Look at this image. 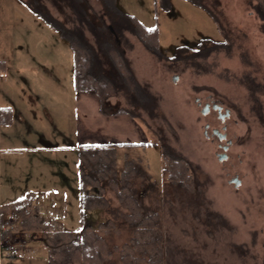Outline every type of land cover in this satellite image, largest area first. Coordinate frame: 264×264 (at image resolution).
<instances>
[{
  "label": "rangeland",
  "instance_id": "1",
  "mask_svg": "<svg viewBox=\"0 0 264 264\" xmlns=\"http://www.w3.org/2000/svg\"><path fill=\"white\" fill-rule=\"evenodd\" d=\"M73 1L76 8L64 0L39 3L49 5L64 25L78 30L95 47L105 37L124 43L132 50L135 76L153 98L151 113L120 90L108 99L107 109L131 110L138 116L139 133L126 140L144 145L118 147V167L123 168L127 158L141 165L133 186L147 210L159 215L165 264H264V20L257 9L259 0H118L123 11L136 15L148 27H158L166 57L136 53L131 43L137 42L136 35L130 26L122 20L114 26L100 0H87L91 9ZM105 69L114 76V69ZM212 99L232 111L225 121L220 119L223 112L204 111V104ZM224 125L232 144L228 158L221 160L218 153L224 151L219 144L226 141L214 135L213 129L223 132ZM119 140L97 137L94 144ZM164 143L191 162L194 191L166 181ZM42 146L27 153L28 158L35 156L34 166L40 172L46 170L41 157L58 154L70 159L74 155ZM236 177L241 180L237 185L231 182ZM41 180L36 173L35 184ZM88 191L99 194L95 187ZM106 197L114 211L110 215L113 222L107 228L111 232L101 234L114 250L111 263L123 264L122 250L133 236L123 217L128 209L121 206L113 189ZM68 201L64 225L77 231L82 222L80 197L71 194ZM56 207L52 214L63 212ZM85 218L95 228L106 221L102 209L87 210ZM21 220L22 216L16 221L21 224ZM36 233L44 238L42 232ZM35 247L34 253L4 257L1 264H47V250L40 244ZM144 256L140 264H151Z\"/></svg>",
  "mask_w": 264,
  "mask_h": 264
},
{
  "label": "crops",
  "instance_id": "2",
  "mask_svg": "<svg viewBox=\"0 0 264 264\" xmlns=\"http://www.w3.org/2000/svg\"><path fill=\"white\" fill-rule=\"evenodd\" d=\"M35 1L41 0H0V61L6 63V68L0 65V108L13 111L10 123L0 122V226L19 219L16 203L29 194L36 196L41 213L64 224L63 215H67L70 206L68 196L73 194L78 199L80 195L77 154L83 145L94 144L95 138L104 136L120 139L113 143L138 144L126 140L139 133L134 117L106 115L95 93L75 89L74 52L59 32L36 13ZM46 8L62 20L49 5ZM29 35L31 40L27 41ZM36 35L38 41L34 40ZM135 38L137 42L131 43L138 50L136 53L142 51L149 57L152 52ZM120 47L132 67V50L124 43ZM95 49L100 66H109L111 72V62L99 45ZM42 145L50 151H72L74 155L70 159L58 154L41 157L46 170L40 172L34 166L35 156L28 158L27 153ZM36 173L41 176V184H35ZM56 193L63 196L56 198ZM56 206L63 212L52 214ZM56 209L58 213L60 210ZM12 230V241L27 240V254L34 253L37 244L46 249L49 264L48 248L41 234L24 232L18 222ZM0 240H4L2 232Z\"/></svg>",
  "mask_w": 264,
  "mask_h": 264
},
{
  "label": "trees",
  "instance_id": "3",
  "mask_svg": "<svg viewBox=\"0 0 264 264\" xmlns=\"http://www.w3.org/2000/svg\"><path fill=\"white\" fill-rule=\"evenodd\" d=\"M66 1H69L72 8H76L73 0ZM75 1L76 3L83 2L88 6L87 0ZM100 1L105 12L112 15L114 26H117L122 20L130 26L131 32L148 50L159 57H166L161 47L157 26L148 27L136 15L123 11L118 5V0ZM34 4L36 13L57 30L73 50L74 85L78 92L95 93L99 98L100 109L106 115L129 114L134 119L138 117L131 110L120 109L111 112L107 109L108 99L117 95L120 90L127 93L132 100H135L147 111L153 112L155 106L151 94L143 88L123 50L113 37L98 39V45L111 62L115 71L114 76L103 71L95 47L78 30L64 25L62 21L52 16L46 6L39 1H35ZM257 9L261 19L264 20V0L258 1ZM82 11L87 15L85 8H82ZM86 18L87 22L91 20L89 16ZM103 29L108 30L105 24ZM0 65L6 68L5 62L0 61ZM12 117L11 108H0V122L10 123ZM137 145H144V143L109 142L83 145L80 149L79 197L82 222L81 228L77 231L67 229L62 222L41 213L36 203V196L33 194L27 195L16 203L19 214L22 216L20 226L24 232H42L44 235L49 264H112L114 250L110 247L106 237L101 234L103 230L110 233L111 229L107 228L113 222L110 215L114 211L110 200L106 197L109 189L115 191L121 206L128 209L123 217L133 233L130 243L125 244L122 250L123 264H140L141 260L145 258L144 255L149 257L151 264H165L159 215L147 210L133 186L134 179L141 173V165L138 160L127 158L124 167H118L117 148ZM162 151L166 165V181L187 191H194L195 174L191 162L177 154L165 143L162 144ZM89 187L97 188L99 194H90ZM90 209H102L106 215V221L100 223L98 228L86 221L85 212ZM13 233L11 229L3 232L2 235L6 239L7 237L11 238Z\"/></svg>",
  "mask_w": 264,
  "mask_h": 264
},
{
  "label": "flooded vegetation",
  "instance_id": "4",
  "mask_svg": "<svg viewBox=\"0 0 264 264\" xmlns=\"http://www.w3.org/2000/svg\"><path fill=\"white\" fill-rule=\"evenodd\" d=\"M198 100H199V104H201L202 103L201 100L200 99H198ZM203 108H204V111H207V112H209L212 109H215L216 111H219V112H223V115H220V119L222 121H225L232 114V111L229 108L223 106L222 103L216 102V100H213V99L208 101V102H206L204 104ZM209 126H210V124H207V127H209ZM223 130L224 131L222 132L218 128H214L213 129L214 135H216L221 141H223V140L226 141V144H222V143L219 144V147L221 149H223V151H224L222 153H218L219 158L220 159L222 158L221 160L228 158V156H229L228 155V150H229V148H230V146L232 144V140L228 139V134H227V131H226L227 130V126L226 125L223 126ZM231 182L234 183L235 185H237V183H240L241 180L238 177H236L235 181L233 180Z\"/></svg>",
  "mask_w": 264,
  "mask_h": 264
},
{
  "label": "built area",
  "instance_id": "5",
  "mask_svg": "<svg viewBox=\"0 0 264 264\" xmlns=\"http://www.w3.org/2000/svg\"><path fill=\"white\" fill-rule=\"evenodd\" d=\"M16 222H5L0 226V232L9 231L14 229L16 226ZM19 242V241H18ZM15 242L12 241L10 237H7L4 240H0V260L4 257H19L26 251V243L25 242Z\"/></svg>",
  "mask_w": 264,
  "mask_h": 264
},
{
  "label": "water",
  "instance_id": "6",
  "mask_svg": "<svg viewBox=\"0 0 264 264\" xmlns=\"http://www.w3.org/2000/svg\"><path fill=\"white\" fill-rule=\"evenodd\" d=\"M222 159V158H221Z\"/></svg>",
  "mask_w": 264,
  "mask_h": 264
}]
</instances>
